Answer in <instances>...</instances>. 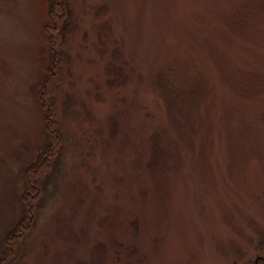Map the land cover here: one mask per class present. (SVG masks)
I'll return each mask as SVG.
<instances>
[{
  "label": "rangeland",
  "instance_id": "rangeland-1",
  "mask_svg": "<svg viewBox=\"0 0 264 264\" xmlns=\"http://www.w3.org/2000/svg\"><path fill=\"white\" fill-rule=\"evenodd\" d=\"M0 0V257L24 172L58 148L2 264H264V0Z\"/></svg>",
  "mask_w": 264,
  "mask_h": 264
},
{
  "label": "trees",
  "instance_id": "trees-1",
  "mask_svg": "<svg viewBox=\"0 0 264 264\" xmlns=\"http://www.w3.org/2000/svg\"><path fill=\"white\" fill-rule=\"evenodd\" d=\"M69 15L70 9L68 0H49L44 30L51 44L54 45L58 39L63 38L66 35L70 26ZM57 56L58 53L53 52L51 62L47 67L45 78L39 92L41 106L44 110V118L46 121L48 144L43 147L37 161L25 169L24 177L26 180L27 194L23 197V215L13 230L7 235L6 245L8 250L0 257V264H2L8 256L13 253V248L16 247L20 237H22L26 230L30 228L31 219L36 210L34 208L35 198L38 199L41 197L45 190V183L40 186V182L44 174L47 171H50L53 157H55L58 144L60 143L56 142L57 140L59 141V134L58 132H55V126L50 119L52 117L50 97L57 88V78L60 70L57 64Z\"/></svg>",
  "mask_w": 264,
  "mask_h": 264
}]
</instances>
